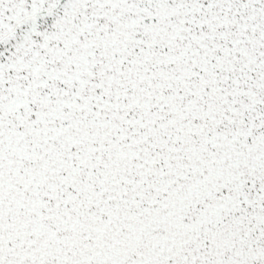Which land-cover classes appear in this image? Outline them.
<instances>
[{
	"label": "snow or ice",
	"instance_id": "6c2138e0",
	"mask_svg": "<svg viewBox=\"0 0 264 264\" xmlns=\"http://www.w3.org/2000/svg\"><path fill=\"white\" fill-rule=\"evenodd\" d=\"M0 264H264V0H0Z\"/></svg>",
	"mask_w": 264,
	"mask_h": 264
}]
</instances>
